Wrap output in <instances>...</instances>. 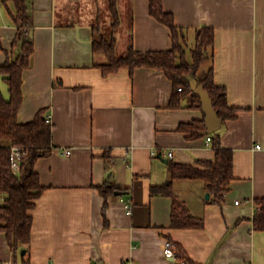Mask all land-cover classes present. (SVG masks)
Returning <instances> with one entry per match:
<instances>
[{
	"label": "crops",
	"instance_id": "crops-1",
	"mask_svg": "<svg viewBox=\"0 0 264 264\" xmlns=\"http://www.w3.org/2000/svg\"><path fill=\"white\" fill-rule=\"evenodd\" d=\"M28 1L33 52L22 71L17 120L45 109L52 148L35 163L44 189L30 210L31 238L22 246L28 254H14L0 231V264H174L164 257L167 238L188 264H264V231L252 223L253 200L264 197V0H162L187 42L195 29L213 28L205 68L212 65L214 82L235 109L219 128L222 146L232 150L234 176L222 203L209 201L202 179L172 181L202 228H171V196L151 193L153 184L170 179L169 160L205 168L201 161L214 159L205 135L190 139L178 130L204 119L201 109L189 106L187 96L170 107L172 82L160 69L104 73L107 58L93 53V25L84 13L63 19L69 8L77 15V0ZM7 7L13 3L0 0V64L20 52ZM118 8L135 49L171 48L170 30L149 13V0H118ZM106 180L120 189L107 197L103 215L98 186Z\"/></svg>",
	"mask_w": 264,
	"mask_h": 264
},
{
	"label": "trees",
	"instance_id": "trees-1",
	"mask_svg": "<svg viewBox=\"0 0 264 264\" xmlns=\"http://www.w3.org/2000/svg\"><path fill=\"white\" fill-rule=\"evenodd\" d=\"M6 1L9 0H2L4 4ZM10 1L13 3V8L7 7V9L18 29V35L13 43H19L20 52L15 57L7 56L6 60L0 64V74L8 90L6 98L0 89V231L4 232L10 250L17 254L24 249L22 257H25L28 254V248L22 246L29 243L31 238L30 210L33 209L36 199L44 189L35 170V163L51 151V124L46 121L44 115L46 110L43 108L30 121L20 123L17 120V111L22 100V71L29 67L33 52V40L29 35L33 24L28 0ZM107 3L112 18L111 25L116 27L121 22L118 0H107ZM149 13L169 28L171 48L141 51L134 48L131 40L125 53L117 55L116 39L113 33L110 38L97 37L98 28L93 25L92 51L101 53L107 58L105 63L100 64L103 72L108 73L120 67L130 70L136 67L160 69L172 82L170 107H176L179 105V100L187 96L189 106L201 109L199 98L189 88L190 75L208 92L213 107L222 120L233 117L235 109L228 105L225 87L214 82L212 65L201 68L207 60L212 59L213 28L202 26L195 29L194 43L187 56L186 30L174 23L172 12L163 9L162 0H149ZM179 87L181 90H178ZM178 130L190 139L202 135L210 136L214 159L202 160L205 168L169 160L167 167L170 179L163 184H153L151 193L171 196V228H202L203 219L192 215L184 201L176 196L171 188L172 181L180 178L202 179L211 194L209 201L220 204L230 181L234 178L233 154L231 149L222 146L219 129L212 133H205L204 119L182 123L178 126ZM13 145L21 146L25 150L18 171L13 170L10 161V147ZM98 188L105 199L102 211L105 215L107 197L119 191L120 187L106 180ZM253 201V228L264 231V197L255 198ZM172 242L180 258L185 259L187 264L190 263L186 253L174 241ZM23 264H29V261L26 260Z\"/></svg>",
	"mask_w": 264,
	"mask_h": 264
},
{
	"label": "rangeland",
	"instance_id": "rangeland-1",
	"mask_svg": "<svg viewBox=\"0 0 264 264\" xmlns=\"http://www.w3.org/2000/svg\"><path fill=\"white\" fill-rule=\"evenodd\" d=\"M86 1V2H85ZM77 0V15H74L75 12H73V8H69V12L71 15H67L66 18H63L64 20H67L69 22H72L77 19L79 11H81L83 16L96 28H98V32H96V36L100 37L103 36L105 38H110L112 33L115 36L116 39V53L117 55H122L126 51V46L130 43V37H128V30L124 27L126 26V18L122 15L123 27L121 26V22L116 26L113 27L112 24V18L108 11V3L107 0ZM121 3V0H120ZM70 7V6H69ZM122 11V10H121ZM122 23V24H123ZM194 43V33L189 36L187 46V56H189V49L193 46ZM18 50V49H17ZM206 65H202L201 68H205ZM2 88V92L4 93L5 97H8V90H7V84L0 86Z\"/></svg>",
	"mask_w": 264,
	"mask_h": 264
},
{
	"label": "water",
	"instance_id": "water-1",
	"mask_svg": "<svg viewBox=\"0 0 264 264\" xmlns=\"http://www.w3.org/2000/svg\"><path fill=\"white\" fill-rule=\"evenodd\" d=\"M189 88L192 93L197 96L201 103V111L204 115L205 133H212L220 128L222 119L218 116L216 110L213 107L212 100L208 92L204 89L201 83L189 75ZM205 197H209V192L205 194ZM24 253V249L21 250V254Z\"/></svg>",
	"mask_w": 264,
	"mask_h": 264
},
{
	"label": "built area",
	"instance_id": "built-area-1",
	"mask_svg": "<svg viewBox=\"0 0 264 264\" xmlns=\"http://www.w3.org/2000/svg\"><path fill=\"white\" fill-rule=\"evenodd\" d=\"M178 90H181V87H179ZM46 121L50 123V117H46ZM205 141H206V145H209L211 142V137L206 136ZM256 147H259V145H256ZM70 152L71 150L68 148L64 150V153L66 155L70 154ZM24 153H25V150L21 146L13 145L10 147V161H11V166L14 171L19 170L20 161ZM153 153L155 154V152ZM165 154L166 156H168V158H172L173 156L172 150L166 151ZM238 202L239 200H235V203H238ZM125 206L127 209L130 208L129 200H125ZM163 253H164V257L168 259H172L175 262L174 264H187V261L185 259L180 258V256L178 255L175 249L174 243L168 239L165 240Z\"/></svg>",
	"mask_w": 264,
	"mask_h": 264
}]
</instances>
